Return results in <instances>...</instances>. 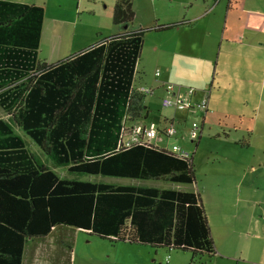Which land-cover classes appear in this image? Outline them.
I'll return each mask as SVG.
<instances>
[{
	"label": "trees",
	"instance_id": "trees-1",
	"mask_svg": "<svg viewBox=\"0 0 264 264\" xmlns=\"http://www.w3.org/2000/svg\"><path fill=\"white\" fill-rule=\"evenodd\" d=\"M133 19L131 1L118 0L115 35L47 65L38 61L44 9L0 1V108L7 116L0 119V264H23L30 242L58 228L190 252L194 264L216 257L198 193L60 178L53 171L196 182L193 158L173 146L119 147L124 125L140 123L149 110V95L131 89L144 38L143 30H129Z\"/></svg>",
	"mask_w": 264,
	"mask_h": 264
},
{
	"label": "crops",
	"instance_id": "crops-1",
	"mask_svg": "<svg viewBox=\"0 0 264 264\" xmlns=\"http://www.w3.org/2000/svg\"><path fill=\"white\" fill-rule=\"evenodd\" d=\"M0 1L33 5L44 9L38 51L40 64L59 63L94 47L102 39L116 34L103 36L101 22H91L87 25L89 28L87 32L94 31V34H86L88 41L82 43L79 41L80 34L78 35L75 30H79L83 26L74 20L72 14L65 16L63 13H59V17L53 20V27L49 28L47 15L50 10L55 9L53 0ZM92 1L96 2L97 0ZM117 1L100 0V8H103V11L108 15H113ZM130 1L134 19L129 30H144L142 24L139 25L135 21L136 7L139 9L143 6L150 9L149 6H152L153 11L150 9L151 12L148 16L153 19L154 0ZM224 1L167 0V5L165 8L162 7V12H171V17L163 26H156L155 29L169 27L163 33L175 34L172 46L175 57L204 56L205 61L212 65L213 53L207 52V50H211L213 46L217 48L212 74L205 76L203 73L201 79L196 82L197 84L188 83L186 85L198 91L202 89L204 94L198 96L197 93L194 97L196 102H200L208 94V111H199L203 112L205 118L217 115V117H224L226 121L237 120L240 126L244 125L243 122H248V124L244 125L246 133L242 134L241 141L231 135L232 132L237 131L236 124L232 125L230 131L223 130V136L217 135L216 140L224 148L229 149L228 153L221 151L219 154L230 160L227 164L228 167H218L215 172L213 169H205L204 162L201 161L199 175L195 174L196 182L191 185L193 188L188 191L198 193L200 196L216 250L215 258L218 261L219 259L234 261L231 264H264V247L261 246H264V197L256 198V194H260L263 189L264 183V141L259 139V132L256 130L262 128L264 134V120L262 119L264 116V0H226L227 6L222 11ZM168 5L172 7L168 8ZM80 7L81 0L78 1L77 6H73V10L80 13ZM60 8L62 10L59 5ZM167 8L170 12L167 11ZM164 15L165 13L159 17L162 18ZM69 32L71 39L68 38ZM217 32L219 35L216 37ZM98 35L100 36L98 37ZM138 66L136 74L139 72ZM179 68L181 67L167 66L165 74L157 70L160 71L159 76H156L157 71L150 75L141 74L138 79L135 76V84L157 90V99L160 103V99L166 95L163 89L165 85L181 86V84L187 83L188 78L184 75L183 70L179 74ZM204 89L207 91H203ZM153 95H149V97ZM164 110L171 111L163 117L164 124L176 122V124L185 125L187 119L193 115L192 112ZM149 113L150 110H148V116L137 124L147 125L146 120L149 118ZM204 125L202 123L200 134L203 133ZM255 136L262 142V147L255 145ZM159 145L165 148L172 147L161 143ZM245 151L248 154L252 152L250 153L251 159L247 169L242 166L241 171L233 166V160L234 163H239L235 155ZM228 154H231L229 159L227 158ZM230 171L233 173L231 176H229ZM173 189L180 190L178 186ZM238 252L240 257L237 256ZM252 255L259 259L255 260L251 257Z\"/></svg>",
	"mask_w": 264,
	"mask_h": 264
},
{
	"label": "rangeland",
	"instance_id": "rangeland-1",
	"mask_svg": "<svg viewBox=\"0 0 264 264\" xmlns=\"http://www.w3.org/2000/svg\"><path fill=\"white\" fill-rule=\"evenodd\" d=\"M55 9L49 11L48 13V25L49 28L53 27L54 19L59 17V13H63L65 16L72 14L74 20L82 24L79 30H75L77 34H80L79 41L86 43V34H94V31H89L87 27L88 23L91 22H101V27L103 30V36L110 34H115L118 30L112 23L113 15L107 14L100 8V0L96 2L92 0H81L80 13L73 10V6H77L79 0H53ZM146 3V2H145ZM97 6H94L96 5ZM59 5L62 7L59 9ZM146 5V4H145ZM148 5V4H147ZM167 0H154V18L149 17L150 9L153 11V7L149 6L150 9L141 6L139 9L136 7L137 15L135 21L142 24L144 31L143 47L141 55L139 58L138 74H136V79L141 76V74L150 75L155 71L160 70L162 74H165V67L171 66L181 67L179 68V74L184 71V75L188 78L187 83L181 84L182 88H190L188 83L197 84L196 82L201 79V75L204 73L210 76L214 69L215 58L217 55V48L214 46L211 50L207 52H212L213 64L209 65L205 61V57H175L173 55V44L175 34H165L156 33L154 28L157 26H163L165 22L171 17L168 8L172 7L168 5L167 12H162V7H166ZM227 6V1L223 2V9ZM62 11V12H61ZM182 11V10H181ZM91 13V15H89ZM165 15L161 18V14ZM183 13V12H182ZM46 16V17H47ZM181 17V14H179ZM162 19V20H161ZM135 22V23H136ZM82 34V36H81ZM219 35L217 32L216 37ZM100 35H98L99 37ZM68 38L71 39L70 32L68 33ZM172 47V48H171ZM206 52V53H207ZM210 55V54H209ZM143 75V76H144ZM164 89V88H163ZM192 89V88H191ZM196 90L198 96L204 94L201 90ZM203 91H207L204 89ZM155 94L152 97H146L145 104L148 106L150 113L149 118L146 120L147 125L154 124L158 128L165 129L168 124H164L163 117L170 113L171 111H166L161 107L158 98V91L155 90ZM191 113V112H190ZM186 114V113H185ZM0 119L7 120V116L4 111L0 108ZM264 120V116L262 118ZM196 123L200 128H202V123L204 125L203 133L200 135L196 141L190 139L189 128L191 125ZM178 130V134L175 137L167 138L166 136H161V144L165 146L178 145L183 151L189 154V157L194 159V170L195 174L199 175V168H201V161L204 162V168L207 170L213 169L217 171L219 168L228 167L227 164L230 160L223 158L221 151L228 153L229 149L224 148L218 140H216L217 135L223 136V130H232V125L236 124L237 131L232 132L234 138H239L242 140V134L246 133L244 125L248 122H243L244 125L240 126L237 120H227L224 117L210 116L205 118L203 113L196 112L187 119L185 125H180L174 123ZM259 139L264 141V134L262 128L256 129ZM201 136V137H200ZM24 139L27 142L28 148L35 154L39 156L42 161H45L44 157L41 155L39 149L29 141L25 136ZM199 143V144H198ZM254 143L256 146H263L262 142L254 137ZM199 146V147H198ZM171 149V147H167ZM252 153V152H250ZM248 152H238L235 158L239 163H234L233 166L236 169H241L242 166L247 169L251 154ZM218 154V155H216ZM231 154L227 155L229 159ZM219 156V157H217ZM50 165V164H48ZM53 171L60 178H78L84 181L92 182H103L107 184L114 185H148L152 187H157L161 189H173L176 186L180 190L188 191L193 188L191 185H176L170 182L162 181H139L130 179H119L111 177H91V176H78L69 173L68 168H55ZM242 171V169H241ZM233 173L229 172V176ZM142 183V184H141ZM260 185L259 183H257ZM196 190V188H195ZM264 183L263 189L260 194H256V198L264 197ZM264 247L263 245H261ZM255 255V254H254ZM252 255L251 257L259 259V257ZM238 257L240 253L238 252ZM248 258V257H245ZM264 258V255H263ZM192 257L190 252H183L180 250L169 249L165 247L153 248L149 245L140 244H128L122 242H111L109 240L101 239L89 232H84L79 229H69V228H58L54 230L50 235L46 236L41 240H36L30 242L27 247L24 263L23 264H194L191 263ZM234 261L231 260H220L214 258L211 261L205 259L202 264H231Z\"/></svg>",
	"mask_w": 264,
	"mask_h": 264
},
{
	"label": "built area",
	"instance_id": "built-area-1",
	"mask_svg": "<svg viewBox=\"0 0 264 264\" xmlns=\"http://www.w3.org/2000/svg\"><path fill=\"white\" fill-rule=\"evenodd\" d=\"M160 75V71H157L156 76ZM135 93L143 95L155 94V89L147 86H137L133 84L131 87ZM164 90L166 95L161 99V106L164 109H174L179 112H192L208 111V94L200 101L196 102L194 97L197 95V91L191 88H182L174 85H165ZM202 112V113H203ZM201 128L194 123L190 126V139L196 141L199 137ZM178 134V130L173 122L168 123L165 129L158 128L154 124H125L120 137V148H131L133 146H159L162 138L166 136L169 138L175 137ZM172 151L176 152L183 158H189V154L186 151L181 150L177 145L173 146Z\"/></svg>",
	"mask_w": 264,
	"mask_h": 264
},
{
	"label": "bare ground",
	"instance_id": "bare-ground-1",
	"mask_svg": "<svg viewBox=\"0 0 264 264\" xmlns=\"http://www.w3.org/2000/svg\"><path fill=\"white\" fill-rule=\"evenodd\" d=\"M167 85H172V84H167ZM175 86V85H174ZM164 88V87H163ZM174 110V109H173ZM176 111V110H175ZM175 146V145H174ZM178 146V145H177ZM179 147V146H178ZM173 148V147H172Z\"/></svg>",
	"mask_w": 264,
	"mask_h": 264
},
{
	"label": "clouds",
	"instance_id": "clouds-1",
	"mask_svg": "<svg viewBox=\"0 0 264 264\" xmlns=\"http://www.w3.org/2000/svg\"><path fill=\"white\" fill-rule=\"evenodd\" d=\"M201 135V134H200Z\"/></svg>",
	"mask_w": 264,
	"mask_h": 264
}]
</instances>
